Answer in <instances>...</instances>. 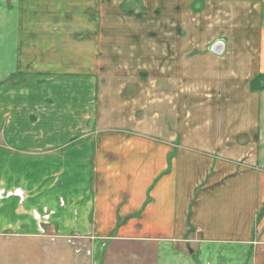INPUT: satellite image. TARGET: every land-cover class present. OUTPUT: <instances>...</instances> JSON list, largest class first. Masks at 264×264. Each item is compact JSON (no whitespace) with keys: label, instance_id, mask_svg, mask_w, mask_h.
Instances as JSON below:
<instances>
[{"label":"crops","instance_id":"1","mask_svg":"<svg viewBox=\"0 0 264 264\" xmlns=\"http://www.w3.org/2000/svg\"><path fill=\"white\" fill-rule=\"evenodd\" d=\"M9 2L0 264H264V0H113L75 69Z\"/></svg>","mask_w":264,"mask_h":264},{"label":"rangeland","instance_id":"2","mask_svg":"<svg viewBox=\"0 0 264 264\" xmlns=\"http://www.w3.org/2000/svg\"><path fill=\"white\" fill-rule=\"evenodd\" d=\"M7 2L10 8L9 0ZM112 2L113 0H22V27L28 34L38 33L40 38L38 40L34 38L35 42L45 43L43 44L45 46L54 44L56 48L64 49V53H71L72 68L75 69L79 61H82L79 60L82 50L84 52L86 50V61L89 63L90 51L95 46L97 31L102 33L106 40L111 32L118 33L122 27L127 28V25H130L126 22L127 16L137 22L142 16L154 10L144 1L141 6L134 8V14H130L127 13L125 4L120 7L117 4L111 6ZM130 10L132 8L129 7ZM119 13L124 17V22L117 24L116 17ZM58 61L59 58L56 56V62ZM75 247L77 248V243ZM86 255L87 258L90 257L87 250Z\"/></svg>","mask_w":264,"mask_h":264},{"label":"water","instance_id":"3","mask_svg":"<svg viewBox=\"0 0 264 264\" xmlns=\"http://www.w3.org/2000/svg\"><path fill=\"white\" fill-rule=\"evenodd\" d=\"M224 43L223 42H217L212 46V51L217 54H222L224 52Z\"/></svg>","mask_w":264,"mask_h":264}]
</instances>
